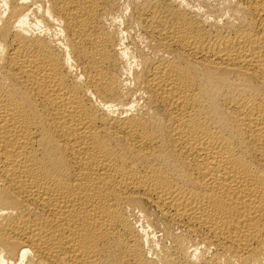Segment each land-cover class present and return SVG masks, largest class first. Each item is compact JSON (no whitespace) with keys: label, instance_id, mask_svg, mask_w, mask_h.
I'll return each mask as SVG.
<instances>
[{"label":"bare ground","instance_id":"obj_1","mask_svg":"<svg viewBox=\"0 0 264 264\" xmlns=\"http://www.w3.org/2000/svg\"><path fill=\"white\" fill-rule=\"evenodd\" d=\"M0 264H264V0H0Z\"/></svg>","mask_w":264,"mask_h":264},{"label":"rangeland","instance_id":"obj_2","mask_svg":"<svg viewBox=\"0 0 264 264\" xmlns=\"http://www.w3.org/2000/svg\"><path fill=\"white\" fill-rule=\"evenodd\" d=\"M187 1L188 2L190 1V3L193 5H200L202 3V1H204V0H202V1L201 0H187Z\"/></svg>","mask_w":264,"mask_h":264}]
</instances>
